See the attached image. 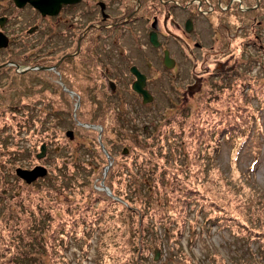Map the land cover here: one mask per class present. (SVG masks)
<instances>
[{
  "label": "rangeland",
  "instance_id": "374dc122",
  "mask_svg": "<svg viewBox=\"0 0 264 264\" xmlns=\"http://www.w3.org/2000/svg\"><path fill=\"white\" fill-rule=\"evenodd\" d=\"M6 3L0 0V14L11 12ZM189 3L110 2L119 20L132 12L138 16L119 28L129 31L117 32V48L127 51V65L151 63L149 102L133 93L130 80L118 81L115 94L103 81L107 94L97 97L98 82L72 86L62 67L55 80L41 82L32 80V72L0 71V110L6 118H0L2 250L43 251L41 264H264V52L238 72L241 47L235 45L236 58L220 56L225 50L217 49L225 44L211 38L217 31L214 14L197 13L199 0L190 12L180 10ZM189 16L204 45L195 49L194 71V60L175 54L191 79L163 71L159 51L148 45L146 33L137 32L155 17L166 19L176 33L178 20ZM163 41L177 51L171 36ZM251 46L247 49L256 54ZM8 49L0 51V62L34 54L17 39ZM144 50L149 59L141 57ZM192 80L203 83L190 95L186 86ZM43 143L45 156L38 159ZM82 163H91L101 176L88 175L85 168L82 173ZM35 165L46 174L30 183L15 174L18 167ZM223 184L226 198L214 191Z\"/></svg>",
  "mask_w": 264,
  "mask_h": 264
},
{
  "label": "flooded vegetation",
  "instance_id": "af4514ba",
  "mask_svg": "<svg viewBox=\"0 0 264 264\" xmlns=\"http://www.w3.org/2000/svg\"><path fill=\"white\" fill-rule=\"evenodd\" d=\"M111 1L26 0L21 6H18L14 0H6L7 5L5 7L9 8L11 12L0 14V32L6 36L8 44L5 47L6 49L1 48L0 51L10 50L8 48H11L12 40L17 39V41L29 44L34 49V54L31 57L32 59L30 58L31 60L16 58L11 55L12 57L9 59L0 62V71H7L12 68L14 72L20 74L32 72L34 74L32 80L41 82V80H55V72L62 67L66 79L72 83V86L83 87L82 85H86L88 82L91 84L92 81H96L98 83L93 85V92L97 97H104L107 93H104L103 81L106 91L115 94L118 81L130 80L132 85L136 76L131 69L135 68L136 73L144 76V89L150 92L149 88H147V82L150 78L148 71L151 68V63L146 61L145 64L142 62L141 64L130 63L127 65V51L123 52L117 48V32L129 31L128 27L126 29L119 28L124 27L125 25L123 24L135 23L134 21H127L134 18L135 14L132 12L124 20H119L111 9ZM195 1L190 0L187 5L178 6L180 10L188 13ZM235 3L240 13L238 20L233 17V21L242 22L244 12L258 7L259 0H256L252 7L245 6L243 0H228L227 2L225 0H199V12L197 10V13H202V16H208L215 15V12L219 10L221 13L227 14L230 10L233 11ZM14 12L15 14H13ZM19 13L23 15L19 16ZM14 18L18 19V22L13 23ZM135 18H138V16ZM153 18L148 26L145 25L142 27L143 29H137V32L146 33L148 45L154 48L155 51H159L158 55L161 56L157 62L160 61L163 71L166 68L162 62L163 52L167 50L172 62H170L171 67L166 69L178 73L181 77L189 75L191 79L192 76L187 74L185 67H181L180 60L175 53L180 52L185 58L194 60L192 65V71H194L193 69L197 65L195 62L197 59L195 49H201L204 46L201 41L195 38L196 34L198 35L195 20L191 16L186 17L182 21L178 20L179 22L175 24L174 29L176 33H172L166 27V19L163 18L159 22L157 18ZM215 28L217 31H211V38L214 36L215 41L219 37L221 38L222 34H228L229 29L226 20L218 21ZM243 28V24L237 26L239 32ZM150 32H155L156 34L157 47H154L149 41ZM14 35L16 37L12 39ZM165 36H171L175 40L177 51L171 49L163 41ZM216 53L218 54L220 51H216ZM148 54L147 50H144L141 53V57L149 59ZM136 55H139V53ZM121 60L125 61V64L120 63L119 61ZM147 64L148 69L145 67ZM21 65H24L25 69H19ZM206 73L208 74V71ZM209 74L211 75L212 72ZM158 77L160 76L158 75ZM202 83L203 81L192 80L186 86V89L192 95L202 88ZM43 87L39 85L38 89ZM64 91L67 92L68 97H75L74 92L71 91L72 93L69 94L70 90ZM133 93L141 101V94L135 91ZM94 94L91 96H94Z\"/></svg>",
  "mask_w": 264,
  "mask_h": 264
},
{
  "label": "trees",
  "instance_id": "16d2710c",
  "mask_svg": "<svg viewBox=\"0 0 264 264\" xmlns=\"http://www.w3.org/2000/svg\"><path fill=\"white\" fill-rule=\"evenodd\" d=\"M226 2L228 0H225ZM244 1V5L248 6V7H252L255 4L256 0H243ZM236 3L233 7V11H229V13L227 14H223L221 13L219 10H217V12H215V18L217 21H221V20H226L228 23V34L225 35L222 34L223 36H221V41L219 43H224L225 45H219V50H225L224 53H222L220 56L225 57L228 55V59H232L235 57V55L237 54L239 48L236 49L235 45H237V47H241V50L238 52L239 55L238 57H243L244 58V63H241V65H237L235 67V69L237 70V67H241V69L238 72H244V70L242 71V69L244 68V65H251L253 62H257L259 61L260 55L259 53L261 51L264 52V45L262 43V39L264 38L262 35V32L264 30V0H259V5L256 8L247 10L244 12L243 14V18H242V22L239 21H233V17H235L238 20V15H239V11L237 10L236 7ZM244 25L243 30H241V32H239L237 30V26L239 25ZM232 35V36H230ZM239 39V40H238ZM239 42H236V41ZM254 45L255 47V53L257 54H252L250 49H247V46H251ZM247 49V50H246ZM236 53V54H235ZM253 55H255V58H252ZM236 58V57H235ZM253 61V62H252ZM227 64V62H226ZM234 72V71H232ZM216 77V76H214ZM222 81V79H221ZM213 82L215 83L216 87L222 89L224 85L222 82L219 84L217 83L215 80H213ZM208 98H204V102L207 101ZM1 107V105H0ZM114 108V107H113ZM112 107L111 109L114 110ZM115 111V110H114ZM5 112L0 110V118H2L3 120H5L6 118L3 117ZM12 115H14V117H19L21 118V116L17 115V113L15 114L14 112H12ZM34 122L33 120L31 121V123ZM220 133H222V131H220ZM93 161V159L91 160V162ZM178 162V161H176ZM82 173H84V168H85V172L88 175H93V176H101L98 172L97 174H95V171L92 168V164L91 163H82ZM191 165V164H189ZM252 165V164H251ZM101 169L100 164L97 166ZM181 167V166H180ZM189 167V166H188ZM91 168V169H90ZM126 169L127 171L129 170V167H125V164L123 165V170ZM110 170V169H109ZM108 170V171H109ZM187 171H189V168H186ZM224 186L222 188H217L214 191L215 192H219L221 194H224L225 198L227 197V190L226 188L228 187L226 184H223ZM17 236H13L12 240L14 242V240L16 239ZM21 238V236H19ZM25 237L30 238L31 240V244L34 245L35 240L34 237L31 236V234H26ZM22 239V238H21ZM30 245V247L32 246ZM64 245L63 242L60 243V247L62 248ZM37 246V245H36ZM2 247H4L2 245L1 242V238H0V264H26V263H22V261L26 262L27 259L28 260H33L36 261L35 263L41 264L40 262V256L41 253L43 252H37L34 253V251L32 252H21L20 250L17 251L18 253H12V251H4L2 250ZM9 248V247H8ZM43 249L42 247H38ZM8 250H11V248H9ZM39 254V255H38ZM34 263V262H33ZM30 264V263H29Z\"/></svg>",
  "mask_w": 264,
  "mask_h": 264
},
{
  "label": "water",
  "instance_id": "95a60500",
  "mask_svg": "<svg viewBox=\"0 0 264 264\" xmlns=\"http://www.w3.org/2000/svg\"><path fill=\"white\" fill-rule=\"evenodd\" d=\"M14 1L16 2V4L18 6H21L22 3L26 2V0H14ZM149 41L154 47L158 46L157 41H156L155 32H150L149 33ZM7 44H8V42H7L6 36L3 33L0 32V48L6 47ZM162 62H163L164 66L166 68H170L171 67L170 62H172V59L169 57L167 50H165L163 52ZM134 69L135 68H132L131 71L135 74L136 79L132 83L131 87H132V89L135 92H137L138 94H141L143 103L149 102V101L152 100V96H151V94L149 92H147L144 89V84H145L144 76L139 74V73H136ZM66 134L71 137V133L70 132H66ZM45 151H46V147H45V144L43 143L40 146L39 153L36 154V158L39 159V158L44 157L45 156ZM123 153H126V149L125 148L123 149ZM15 174L17 176H19L21 179H23L26 183H30V182L34 181L36 178L44 176L46 174V168L43 167L42 165H35L31 169L18 167V168L15 169ZM106 191H107V189H106ZM107 193H109V192L107 191ZM157 255H158V253H156V256Z\"/></svg>",
  "mask_w": 264,
  "mask_h": 264
},
{
  "label": "bare ground",
  "instance_id": "6f19581e",
  "mask_svg": "<svg viewBox=\"0 0 264 264\" xmlns=\"http://www.w3.org/2000/svg\"><path fill=\"white\" fill-rule=\"evenodd\" d=\"M145 85V84H144ZM134 91V90H133Z\"/></svg>",
  "mask_w": 264,
  "mask_h": 264
}]
</instances>
